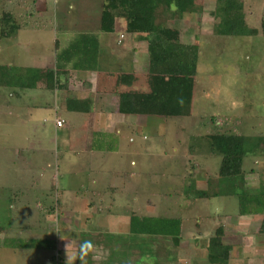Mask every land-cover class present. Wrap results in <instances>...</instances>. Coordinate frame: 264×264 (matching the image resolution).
I'll return each instance as SVG.
<instances>
[{
    "label": "rangeland",
    "instance_id": "374dc122",
    "mask_svg": "<svg viewBox=\"0 0 264 264\" xmlns=\"http://www.w3.org/2000/svg\"><path fill=\"white\" fill-rule=\"evenodd\" d=\"M41 1H45L46 9L44 4H37L38 0H0V18L5 11H9L21 25L12 36H0V66L12 67L16 71V79H25L32 69V74L33 70L36 71L33 74L35 86L40 84L37 89L0 85V241L3 240V243L9 239L6 234H58L61 228L66 227V222L62 217L58 218L59 213H56L59 210L61 213L70 210V207H66L65 201L62 207L58 206L56 197L58 198L64 186L72 187L80 195L84 194L81 184L76 182L74 170L77 166L86 167L88 160L81 162L79 156L70 151L72 158L67 161L61 138L58 137L62 130H56L54 122L56 124L57 114L63 116L69 112L73 119L76 116L88 118L90 114L69 110L65 100L60 98L64 96H57L53 89L46 87L45 73L42 71H45L44 57L53 56L55 66L62 62L61 54H54L56 40L58 44L77 41L81 45L82 40L77 39L79 34L98 29L103 0ZM260 2L250 0L254 16L249 19L247 17L246 22L252 27L261 26L258 15L259 12L261 15ZM197 4L203 7L202 12L185 13L165 22L167 26L181 30L183 42L197 41L199 45L200 55L191 115L155 116L156 121H151L145 128L134 124L122 125V129L130 128V132L135 134L136 142L132 146L137 149L138 165L135 168L128 166L129 157L122 164L123 167L128 166L139 172L140 180L136 192L142 197V203L148 192L149 198L154 194L152 199L158 204L159 215L164 213L192 217L193 221L200 215L202 232L208 238L220 227L222 223L219 221L222 218L225 221V225H221L225 231L224 241L238 245L236 241L240 244L241 236L230 224L232 221L238 223L240 216V210H237L240 209L239 198L231 194L238 190L235 184L237 180L218 176L221 156L210 152L208 135L221 131L245 136L247 155L244 158V188L259 198L261 190H264V34L219 35L215 30L220 18L211 15L216 7V0H197ZM165 12L167 11L163 9L158 11L156 20H165ZM197 16L203 20L200 21L199 38H193L195 30L189 26ZM120 35L122 43L117 42ZM103 36L105 44L101 49L108 57L109 62L106 65L110 69H117V72L134 71V49L137 48L140 50L138 56L144 58L137 66L141 65L144 73L148 71L147 43L142 37L134 41L133 35L124 31L122 23H118L114 32H106ZM80 50L82 48L78 51ZM74 51L75 48L71 46L69 54L71 52L72 56ZM71 58L75 59L74 64L82 65L79 52ZM34 59H38V66L32 68ZM83 65L87 66L84 63ZM63 76L64 74L60 79ZM18 82L21 85L20 80L16 83ZM23 89L38 95L26 107L21 106V101L13 94L15 91H24ZM89 105L92 110L90 103ZM57 106L60 111L56 112ZM77 125L79 121L74 120L71 129H64V134L73 137L74 143V137L90 134L89 128ZM99 135L100 133H96V136ZM74 143L72 147L78 151L80 144ZM95 145L99 146V143ZM100 145L103 147L106 143ZM145 158L146 164L139 165ZM41 172L48 176L46 178H49V185L40 178ZM189 182L192 183L190 188L187 186ZM77 185H80L79 188H75ZM198 191H205L211 196L199 197ZM190 195L193 199H189ZM38 200H41V207L37 206ZM183 201L186 204L180 207L179 204ZM246 205L254 212V203L247 202ZM120 209L125 212L124 208ZM52 213L57 216L51 215ZM225 215L228 216L226 219L223 218ZM252 217L250 221L243 223L248 226V233L246 231L245 234L254 239L251 241V250L245 256L238 254V251L234 252L232 264H264V235L259 237L258 234L263 215ZM193 221L186 220L187 229L196 230ZM82 223L86 228L90 227L86 217ZM210 223L220 224L215 225L213 230L206 229ZM172 228L174 225L167 226L168 230ZM162 239L150 235L148 238L138 237L139 244L135 246L138 248L137 264H178L176 248L173 250L172 242H169L171 249H167V245L162 249ZM185 239L189 241L185 245L190 246L193 237L185 236ZM148 245L149 260L143 263L142 254L140 256L138 253L147 250ZM243 247L249 246L244 244ZM206 255L181 257L185 264H190L193 259L195 263L203 264L207 262ZM112 256L116 259L118 255ZM42 258V253H36L31 264H42ZM9 261L11 260H2L0 253V264H8Z\"/></svg>",
    "mask_w": 264,
    "mask_h": 264
},
{
    "label": "crops",
    "instance_id": "0c3cea01",
    "mask_svg": "<svg viewBox=\"0 0 264 264\" xmlns=\"http://www.w3.org/2000/svg\"><path fill=\"white\" fill-rule=\"evenodd\" d=\"M242 1H244L245 5L246 19L247 17L249 19L254 16V10H252L253 8L251 7L252 5H250V0L248 1V5L246 3L247 0ZM260 1V7L262 8L261 15L260 12L258 15L260 21H262V19H264V0ZM39 3L44 4L46 9L45 1L38 0L37 4L39 5ZM201 20H203V18H201ZM201 20L200 17H198L196 20H193L189 26L195 30L193 38L196 36L199 38L198 30L201 29ZM105 33L106 32H101L99 27L95 31L81 33L77 38L78 40H82L81 45L77 41H68L65 45L58 44V41H55L57 48L54 54H61V67L64 69L63 72L66 71V75L64 74L62 79V83L65 85L54 90L56 95L64 96L60 98L62 101L65 100L66 107L68 106V100L72 98L80 100L85 99L92 106L90 113L77 112L90 114L88 118L76 116L75 119H73L71 117L72 114L67 111L68 114H64L63 116L57 114L55 117V119L59 118L65 120L63 127H57L54 122L55 129L62 130V134L59 133L58 137L61 138L62 148L67 155V161L72 158L69 153L70 151L79 156L78 158L81 162H85L86 159L88 160L86 167L77 166L74 170L76 182L81 184V189L84 191V194L80 195V193H76L72 187L65 188L64 186L61 193L58 195V198L56 197L58 206L62 207L65 201L66 207H70V210L63 211L62 213L58 209L59 211L56 213L57 215L59 213L58 218L62 217L66 222V227L63 229L61 228L62 230L60 229L58 234H6L9 239L5 241L6 243H3V240L0 241V253H2V260H11L7 262L8 264H31V262H34L36 253L43 254L42 264H134V262L137 264L138 255L136 252L138 248L135 246L139 244L138 237L148 238L149 233H143L142 231V233L139 232L137 234L131 230V218L135 215H138L139 218H153L158 216L182 218V230L178 238L179 240L176 241L173 235H167L161 242L164 244L161 246L162 249L165 245H167V249H171L169 242H172V249L174 250V248H176L178 255V264H185L183 263L185 260L181 256L192 257L196 254H207L209 238L207 237V234L202 232V220L200 215L195 218L194 221L192 217L187 218L186 216L166 215L164 213L159 215L157 211L158 204L153 202L154 200L152 199L154 194L149 198L148 192V196H145L146 200L142 203V197L138 195V191L136 192V186L140 180L139 172L128 167L129 165H132L133 167L138 165L137 149L132 146V144L136 142L134 139L135 134L130 132V128L129 130H126L121 127L122 125L132 126V124H134L139 128H145L149 126L151 121L154 123L156 118H154V115L121 114L117 112V95L114 92L107 91V88H110L109 86L111 83H109V85H103L101 82L104 77L108 82H111L112 80L115 81L112 73H121L123 71L117 72V69H110V67L106 65L107 62H109L107 60L108 57L102 53L101 49V46H104L105 44V38L103 36ZM131 34L133 35L134 41L141 37L139 34ZM182 36L183 33L181 34V37ZM121 38L122 36L120 35V38L117 39L118 43H122ZM193 43H197V41H189V44ZM71 46L75 48L72 56L79 52L81 57L79 61L82 65L74 64L73 61H75V59L71 58V52L70 54H66ZM81 48L82 50L78 51ZM134 51V61L136 65L132 67L134 69L132 72L143 74L144 71L141 70V65L137 66V64L142 63V59L144 60V58L138 56L140 53L139 49L135 48ZM44 59L45 70L55 68L53 62L55 58L53 56L49 58L44 57ZM37 60L38 59H34V65L31 66L32 68H34L35 65V67L38 66ZM83 63L87 66H84ZM103 64H105V66H103ZM33 73L36 74V71L33 70ZM37 87H40L39 83L37 86L34 85L32 87L23 88L37 89ZM23 90L24 91L21 92L15 91L13 94L21 101L20 105L26 107L29 106V103L33 99L35 100L38 95L34 92H27L26 89ZM57 108L56 112L60 111V107L57 106ZM151 116L153 117L151 118ZM74 120L76 122L79 121V125L77 126L89 128L88 133H90L88 135L74 137L75 143L73 142V137L64 134V129L69 130L72 128ZM96 133H100V135L96 136ZM109 139H111V143H109ZM100 142L106 143V146L103 145V147H101L100 144L102 143ZM73 143L80 144L78 151L72 147ZM98 143L100 147L95 145ZM123 143H126L127 145H123ZM87 150H89V152ZM127 158L129 160L128 166L123 167L122 163ZM141 161L142 162H140L139 165H144L146 164L144 161H147V158ZM125 169L127 170L125 171ZM39 175L40 178H43L45 183L49 185V178H46V173L41 172ZM49 177H51V172ZM79 186L80 185H77L75 188H79ZM187 186L190 188L192 183L189 182ZM47 188L48 186L45 184V189ZM25 189L26 188H24V190ZM147 189L148 188H146V190ZM216 194H218V192H216ZM42 197L40 196V198ZM189 199H193L191 198V195ZM40 201L41 200H38L37 206L41 207ZM124 201H126L125 204H122ZM184 202L185 201L179 204L180 207L185 206L186 203ZM120 203L122 206H120ZM121 207L125 209V212L120 209ZM137 207L139 208L138 210L134 209ZM237 210H239V208ZM56 214L52 213L51 215L57 216ZM257 214L240 215L238 223L235 221L230 223L239 231L238 234L241 236V243L239 244L236 241L238 245H235L234 243L226 241L227 244L229 243L233 246L229 264H232L231 260L234 252L238 251V254L243 256L249 254L248 251L251 250V241L254 239L245 234L248 226L243 223L250 221V218H253L252 216H256ZM85 217L89 222L90 227L88 228L82 223V220ZM225 217L226 215L223 218ZM221 219L222 218H220L219 222L222 224L210 223L206 229L213 230L212 228L217 224H220L219 226L225 225V221H222ZM186 220L188 222L193 221L196 230L187 229ZM136 226L137 228L147 230L149 228V222L143 220V222L138 223ZM258 234L259 237H261L260 235H264V233L261 232H258ZM185 236L193 237V240L190 241V243L192 242L190 246L185 245L188 241V239H185ZM85 241H90L93 248L82 258L81 245ZM165 242L168 243L166 244ZM244 244L249 247H243ZM153 248L156 249L155 246ZM113 254L118 255L116 259L112 256ZM138 254H140V256L142 254L141 257H143V263H146V261L148 262L149 245L147 250L141 251ZM205 259L207 262L203 264H210L207 255L205 256ZM188 260L190 261V259ZM190 264L197 263H195V260L193 259Z\"/></svg>",
    "mask_w": 264,
    "mask_h": 264
},
{
    "label": "trees",
    "instance_id": "16d2710c",
    "mask_svg": "<svg viewBox=\"0 0 264 264\" xmlns=\"http://www.w3.org/2000/svg\"><path fill=\"white\" fill-rule=\"evenodd\" d=\"M161 9L167 11L164 13L166 17H164L165 20L162 18V21H157V13ZM202 9L203 7L197 4V0H103L99 30L114 32L118 23H122L124 31L139 34L146 41L149 56L146 73H112L115 81L111 82L103 78L101 82L103 85L111 83L107 91L117 95V112L161 117L191 115L200 55L199 45L183 42L181 30L167 26L165 22L169 18H178L185 13L202 12ZM211 15L220 18L215 30L219 35L256 36L264 34V19L261 21L260 28L247 24L245 5L242 0H216V7ZM20 27L21 25L12 12L5 11L2 14L0 18L2 38L12 36ZM68 53L69 51L66 54ZM61 66L57 63L55 69L42 71L45 73L47 88L55 90L65 85L60 77L66 71L63 72L64 69ZM31 70H29L30 75L25 79H16V71L12 67L2 65L0 66V85L32 87L36 82H34L35 77ZM17 80H20L21 85H18L19 82L16 83ZM67 104V108L71 111L91 112L88 101L72 98ZM212 120H215L214 117ZM208 140L210 152L221 156L218 176L224 179L239 180L235 183L238 190H234L231 194L239 198L240 215L262 214L260 232L264 233V190H261L259 198H256L244 188L246 184L244 158L247 155L245 136L218 131L208 135ZM198 192L199 197L211 196L205 191ZM247 202L255 204L254 212H251L247 205L245 206ZM143 220L149 222L147 230L136 226ZM182 222V218L160 216L139 218L135 215L131 218V230L137 234L142 231L149 233L154 238L164 239L167 235H173L178 241ZM172 225H174L171 229L173 231L168 230L167 226ZM224 232V228L220 226L208 240L207 259L210 264H229L233 246L224 241Z\"/></svg>",
    "mask_w": 264,
    "mask_h": 264
},
{
    "label": "clouds",
    "instance_id": "9594fccd",
    "mask_svg": "<svg viewBox=\"0 0 264 264\" xmlns=\"http://www.w3.org/2000/svg\"><path fill=\"white\" fill-rule=\"evenodd\" d=\"M93 248V245L90 241H85L82 245H81V254H82V258L83 256L87 255V252L90 251Z\"/></svg>",
    "mask_w": 264,
    "mask_h": 264
},
{
    "label": "built area",
    "instance_id": "2783aa9c",
    "mask_svg": "<svg viewBox=\"0 0 264 264\" xmlns=\"http://www.w3.org/2000/svg\"><path fill=\"white\" fill-rule=\"evenodd\" d=\"M55 121H56V126L57 127H63L64 124H65V120L64 119L56 118Z\"/></svg>",
    "mask_w": 264,
    "mask_h": 264
}]
</instances>
